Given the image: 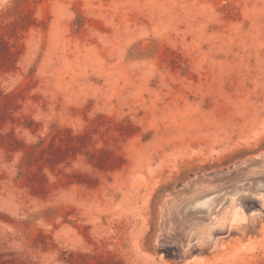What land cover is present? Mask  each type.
Segmentation results:
<instances>
[{
    "label": "rangeland",
    "instance_id": "obj_1",
    "mask_svg": "<svg viewBox=\"0 0 264 264\" xmlns=\"http://www.w3.org/2000/svg\"><path fill=\"white\" fill-rule=\"evenodd\" d=\"M4 56L0 264H264V0H0Z\"/></svg>",
    "mask_w": 264,
    "mask_h": 264
},
{
    "label": "bare ground",
    "instance_id": "obj_2",
    "mask_svg": "<svg viewBox=\"0 0 264 264\" xmlns=\"http://www.w3.org/2000/svg\"><path fill=\"white\" fill-rule=\"evenodd\" d=\"M258 179V178H257ZM257 179H255V180H257ZM258 181V180H257ZM255 182V181H254ZM259 187H261L262 188V191H264V178L261 180V182L259 183ZM225 190V189H224ZM216 193V192H215ZM214 193V194H215ZM218 196L220 195V194H217ZM217 198H219V197H217ZM202 200V199H201ZM217 201V200H216ZM190 202H192V201H190ZM190 202H188V203H190ZM186 204V203H185ZM209 205V207H211L212 208V205H214V204H212V202L211 201H209V200H205V201H203V202H201L200 203V205ZM202 207V206H201ZM193 209V208H192ZM198 209H200V208H198ZM203 210V209H202ZM180 211H181V213L185 216V218H183V221L184 222H188L189 220H191L192 218H194V211L193 210H190L189 208H187L186 207V205H183L181 208H180ZM205 211H207V210H205ZM204 211V212H205ZM180 213V212H179ZM243 215V214H242ZM182 218V217H181Z\"/></svg>",
    "mask_w": 264,
    "mask_h": 264
},
{
    "label": "trees",
    "instance_id": "obj_3",
    "mask_svg": "<svg viewBox=\"0 0 264 264\" xmlns=\"http://www.w3.org/2000/svg\"><path fill=\"white\" fill-rule=\"evenodd\" d=\"M9 55H12V52L9 53ZM7 56H4L2 59V61L0 62V68H2L4 65L7 64ZM14 62H15V59H14ZM15 66V65H14Z\"/></svg>",
    "mask_w": 264,
    "mask_h": 264
},
{
    "label": "water",
    "instance_id": "obj_4",
    "mask_svg": "<svg viewBox=\"0 0 264 264\" xmlns=\"http://www.w3.org/2000/svg\"><path fill=\"white\" fill-rule=\"evenodd\" d=\"M258 190H262V188H261V187H259V188H258Z\"/></svg>",
    "mask_w": 264,
    "mask_h": 264
}]
</instances>
